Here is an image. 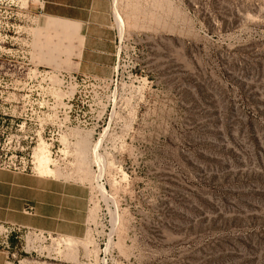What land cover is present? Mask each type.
<instances>
[{
	"label": "rangeland",
	"instance_id": "obj_1",
	"mask_svg": "<svg viewBox=\"0 0 264 264\" xmlns=\"http://www.w3.org/2000/svg\"><path fill=\"white\" fill-rule=\"evenodd\" d=\"M43 3L0 0V171L64 211L0 264H264V0H115V49Z\"/></svg>",
	"mask_w": 264,
	"mask_h": 264
},
{
	"label": "crops",
	"instance_id": "obj_2",
	"mask_svg": "<svg viewBox=\"0 0 264 264\" xmlns=\"http://www.w3.org/2000/svg\"><path fill=\"white\" fill-rule=\"evenodd\" d=\"M44 15L57 19L61 26L78 28L84 33L83 47L88 48L89 32L98 29V39L110 42L115 49L118 23L121 25L122 16L115 6V0H44ZM107 36H110L107 38ZM36 189V180L25 179L0 171V221L17 222L22 225L37 226L45 218V227L59 230L56 222L62 217L63 205L44 196L40 203ZM58 202V201H57ZM37 204V215L30 216L23 212L26 205ZM51 219V221L49 220ZM54 220V221H53ZM51 222V225L48 224ZM60 231H63L60 229Z\"/></svg>",
	"mask_w": 264,
	"mask_h": 264
}]
</instances>
